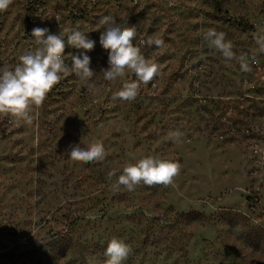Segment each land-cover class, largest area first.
<instances>
[{
    "label": "rangeland",
    "instance_id": "1",
    "mask_svg": "<svg viewBox=\"0 0 264 264\" xmlns=\"http://www.w3.org/2000/svg\"><path fill=\"white\" fill-rule=\"evenodd\" d=\"M103 16L136 26L134 43L165 41L142 47L160 73L134 101L113 99L134 73L103 77ZM77 26L96 42L86 53L95 86L64 75L33 109V124L0 115V264H105L112 238L132 249L123 264H264V215L242 193L263 182L264 207V176L252 175L241 132L262 108L240 99L239 62L241 54L248 65L264 60L254 40L264 33V0H13L0 12V70L35 47L33 28L66 40ZM208 29L225 33L235 59L209 47ZM81 52L66 45L65 62ZM227 105L235 116L226 117ZM177 130L180 141L169 140ZM95 140L103 160L68 156ZM147 155L182 165L174 187H113L124 166Z\"/></svg>",
    "mask_w": 264,
    "mask_h": 264
},
{
    "label": "clouds",
    "instance_id": "2",
    "mask_svg": "<svg viewBox=\"0 0 264 264\" xmlns=\"http://www.w3.org/2000/svg\"><path fill=\"white\" fill-rule=\"evenodd\" d=\"M12 2L13 0H0V12L6 11ZM99 25L104 29L99 43L108 53L109 66L102 70L104 79L114 81L123 78L126 70L134 73L136 77L132 81L124 80L120 90L113 93V99L134 101L139 94L140 84H148L160 73V66L146 59L142 47L155 45L160 48L165 41L149 36L134 43L137 37L136 26L118 23L110 16L101 17ZM31 37L35 47L20 55L19 63L14 69L0 70V115L13 116L27 125L34 122L36 114L33 109L42 105L47 94L64 75L74 74L89 87L95 86L92 78L96 75L90 67L91 58L86 54L94 49L96 42L78 30V26L67 30L66 40L64 32L53 34L47 27L33 28ZM203 39L226 60L236 58L233 45L226 41L225 33L208 29L203 33ZM254 40L258 52L264 53V33L255 34ZM66 45L84 50L79 55L71 54L70 65L65 62ZM248 59L246 54L239 56L241 71H250ZM181 137L182 133L177 130L167 138L179 142ZM68 156L74 161L88 163L103 160L106 150L102 141L95 140L84 147L72 146ZM181 167L178 161L164 159L159 155H147L124 166L113 187L118 189L124 186L129 192L135 191L142 183L148 186L174 187V179L180 174ZM131 251V247L122 239L112 238L105 251V264H123Z\"/></svg>",
    "mask_w": 264,
    "mask_h": 264
},
{
    "label": "built area",
    "instance_id": "3",
    "mask_svg": "<svg viewBox=\"0 0 264 264\" xmlns=\"http://www.w3.org/2000/svg\"><path fill=\"white\" fill-rule=\"evenodd\" d=\"M250 71L243 80V96L240 99H250L258 102L262 112L256 116V119L245 125L242 132V140L245 148L250 151L252 156L251 173L258 176L260 173L264 176V60L253 59L249 63ZM228 103V102H226ZM225 109L226 117L235 116L234 106L227 105ZM263 170V172H262ZM263 182L258 185L243 189L242 193L251 212H259L264 215L262 207V195L260 189Z\"/></svg>",
    "mask_w": 264,
    "mask_h": 264
}]
</instances>
